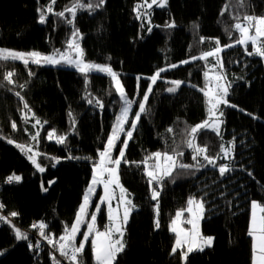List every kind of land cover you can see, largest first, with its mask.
Instances as JSON below:
<instances>
[{
    "label": "trees",
    "instance_id": "1",
    "mask_svg": "<svg viewBox=\"0 0 264 264\" xmlns=\"http://www.w3.org/2000/svg\"><path fill=\"white\" fill-rule=\"evenodd\" d=\"M50 1L53 10L41 24L39 11ZM138 1L104 0L99 6V0H0V48L47 54L66 48L78 33L83 58L114 70L126 95L136 102L138 82L143 88L164 69L119 167V180L135 209L125 226L126 247L117 264H184L181 252L171 254L174 235L168 225L191 198L204 204L201 234L214 240L203 252H191L187 264H251L250 204L264 205V58L247 55L239 46L222 51V71L231 83L222 120L225 136L234 142L231 171L223 177L203 155L194 161L186 147L191 127L206 111L198 88L203 87L208 61L190 59L201 55L210 39L234 40L237 17L241 23L244 15L264 18V0H167L165 7L150 8V27L135 16ZM77 3L85 7L71 16ZM8 72L14 73L12 84L4 79ZM172 81L182 82L175 93L167 91ZM121 107L108 75L85 76L69 68L0 60V201L10 217L18 213L11 217L17 227L12 223L0 227V264H52L47 252L30 248L28 240H17L14 228L22 232L44 223L57 245L70 232L94 158L104 148ZM49 132L65 136V143L49 140ZM196 143L208 157L221 147L220 136L210 130L199 131ZM29 148L44 172L29 161ZM173 149L184 153L180 161L201 167L176 169L161 181L156 228L143 161L153 152L172 154ZM11 175L21 181L4 185ZM99 218L105 221L103 211ZM82 233L74 241L77 245ZM82 260L96 264L89 240Z\"/></svg>",
    "mask_w": 264,
    "mask_h": 264
},
{
    "label": "snow or ice",
    "instance_id": "2",
    "mask_svg": "<svg viewBox=\"0 0 264 264\" xmlns=\"http://www.w3.org/2000/svg\"><path fill=\"white\" fill-rule=\"evenodd\" d=\"M104 0H99V6H102ZM152 4H158L159 7H164L166 5V0H152ZM152 5L149 4L148 7L150 8ZM85 5L81 3H77L73 9H71L72 14L75 15L76 9L84 8ZM140 7L139 5L137 6ZM88 9H92L93 5L88 4ZM49 12L52 11V8L49 7ZM58 16H63V12L57 13ZM138 18H140V13L137 12ZM243 23L239 22V17H237V22L235 23V30L239 33V38L236 40V44L244 46L245 52L247 55H257L264 58V18H255L251 15H244L243 16ZM46 22V17L44 14H41L39 17V23L43 24ZM71 23V21H69ZM168 27H174L173 24H169ZM252 30H254V34H251ZM151 31V29H149ZM74 36L78 35V33H73ZM231 35V33H230ZM251 44L252 51L249 52L247 50V45ZM217 44L219 41L217 40ZM232 45H228L227 47H231ZM68 48L75 49L76 56L73 58L69 55L68 52L61 53L59 51L53 53L52 55H41L39 52L32 51L30 53H22L17 51H8L4 49H0V60H13V61H22L26 66L29 64V60L32 64L36 65H53V66H61L66 65L69 67H74L76 71L84 74L87 76L88 73L95 71L97 73H105L110 76L111 81L115 87V91L119 94L120 100L122 101V107L120 109L119 115L116 117V123L112 128L111 135H109L106 147L103 151L99 153L100 161L94 167V176L92 180V184H103L104 194L100 197L101 203L108 204V212L107 218L109 221L108 227L105 231H95L96 224H97V215L95 213L91 214V222L87 223V231L83 232V241L80 242L78 245L74 242L76 234L80 231V226L85 222L84 217L88 214L87 208L89 206V195L92 193L93 188L90 186L88 192L83 197V203L79 206V212L76 215L75 223L71 225V231H66L63 236L60 237V243L57 245L51 236H48L45 232L46 225L44 223H40L38 228L41 236L47 238V242L51 245L54 249H57L61 256L67 258L70 264H83L82 255L83 251L85 250V243L84 241H88L89 237L92 236L91 246L95 256L96 264H117V257L126 247L125 243L123 242V234H124V227L129 220L130 212L133 210V201L131 199H126V191L124 187L121 186L118 179V172L119 167L121 166L122 160L125 157L124 149L128 146V143L131 139H133L134 130L137 129V122L141 119V114L146 112V102L149 101V94L153 91V85L157 83L158 78L160 77V72H163L164 69H161L160 72L154 74L151 79V84L148 86V89L145 91L143 95V101L138 103V111L135 112V119L131 121V130H125L124 124L128 123V117L130 111H132L133 103L135 101L131 100L125 93V89L122 86L120 80L117 78V75L110 67L100 66L96 64L85 63L82 60V51L80 50L79 44L73 40L68 42ZM221 48L218 46L215 49V52L209 51L205 53L203 56L199 57L200 59H206L208 56H215L216 54L221 52ZM195 59V58H193ZM175 67V65H173ZM14 75L13 72L6 73L4 79L7 81L8 84H12L13 80L11 77ZM208 73H205L207 76ZM223 80L222 83L219 81ZM217 83L214 86L208 88L207 91H204V96L208 98V119L205 120L203 123L198 124L190 129V138L186 141V147L192 150V159L194 161L198 160L206 151L204 147H200L196 143V134L201 130H211L217 134H219V125L223 123L219 119L223 113L220 111L221 105H226L228 101L226 97L229 95V90L231 88V83L224 79L223 72L220 73L216 77ZM172 87L167 88L169 93H175L177 89L180 87V81H172ZM210 83V82H208ZM19 95V94H17ZM89 103H92L90 100ZM97 105H100L99 101H96ZM24 108L28 109V105L24 104ZM72 114L69 113V116ZM25 123H27V119H25ZM37 124L40 122L37 121ZM13 128L16 127L15 124L12 125ZM169 131H172L169 129ZM120 133H125L126 139L123 140V147L119 151V157L113 159L111 156L112 149L116 146V141L120 139ZM39 135V133H37ZM55 137L56 142L59 144L65 143V136L60 135L56 136L54 132L48 133V138L51 140ZM34 140L36 136L32 137ZM8 143H13V140L8 139ZM16 147L20 148L21 151H25V148L21 144H16ZM28 152H31V149H27ZM231 148L221 147V152L224 153L225 157L231 153ZM184 153L177 152L173 149L172 154L168 153H161L156 152L148 157V160L155 158L158 162L156 165H153V170L149 171L146 163L145 174L149 177V184L152 185L154 182L157 187L160 185L161 181H163L166 177H172L173 172L176 169H184L188 170L193 167L196 170H199L201 165L196 164L190 165L188 163H184L178 159V157L183 156ZM31 162L37 166L38 171L44 172L45 169L40 167L37 164L34 155H29L28 157ZM70 159L73 157H69ZM79 159V157H75ZM203 159L207 162V165H211L215 168L216 159L210 158L207 155H203ZM163 162V167L161 168L159 162ZM127 162V161H125ZM109 165H112L109 167ZM231 169L227 164L222 165L219 167V174L221 177L225 176L226 173L230 172ZM107 176V179H104V176ZM21 177L18 175H11L7 178V183L13 182H20ZM114 186L115 188L119 189V197L116 198L113 191H110V188ZM43 191H47V188H43ZM160 196V192L157 188H153L151 198L152 200L156 201ZM113 199H118V207L117 210L114 212L111 202ZM189 209L188 211L191 212L192 205H195L197 209L200 210L201 214L204 211V204L199 200L192 198L188 200ZM123 207V215L122 218L120 216L119 208ZM252 207L255 209L258 207L257 204L253 203ZM4 205L0 204V211H2ZM97 211H100V204L96 205ZM261 211L264 212V208H261ZM11 217L18 216L17 212L10 213ZM182 215L181 212L176 213L177 219ZM177 219L172 220V227L171 231L176 234L175 239V246L172 248L171 254H176L178 249H181L183 246L187 245V250L182 251L180 253L182 261L184 264H187L188 255L193 252L194 250H198L203 252L205 246L211 247L213 244L212 237H203L196 234L198 239L193 240L188 233H183V230H178L177 228ZM0 222L9 223L7 217L3 214H0ZM192 223V221H189ZM35 227V225H34ZM156 227L159 228V223L157 222ZM15 237L17 240H28L29 237L21 232L18 229H15ZM248 235L252 238L253 245V264H264V216H262L259 221L257 220L255 213H253L252 222L248 231ZM29 247H33L32 244H29ZM35 247L38 249L40 245L37 243Z\"/></svg>",
    "mask_w": 264,
    "mask_h": 264
},
{
    "label": "rangeland",
    "instance_id": "3",
    "mask_svg": "<svg viewBox=\"0 0 264 264\" xmlns=\"http://www.w3.org/2000/svg\"><path fill=\"white\" fill-rule=\"evenodd\" d=\"M151 4L152 7H158V4H152V0H139L136 5L134 6V13H135V16L137 17V19L139 21H142V22H145L148 27L151 26V20H150V15H149V11H150V8L148 7V5ZM166 4H167V0H166ZM140 6L139 8L137 6ZM166 6V5H165ZM164 6V7H165ZM49 7L52 8L53 10V6H52V1L48 2L46 5L43 6V8L40 9L39 11V15L41 14H44L45 17H46V13H49L48 9ZM52 12V11H51ZM71 12V16H73L72 14V11L70 10ZM137 12L140 13V18H138L137 16ZM40 17V16H39ZM255 18H263V17H255ZM39 20V19H38ZM236 31V30H235ZM237 33V36L234 40H231V39H227L226 41H221L220 39L218 38H214V39H210L211 42H209V46L205 48V50L203 51V53L201 55H197V56H193V58L195 59H200L199 57L203 56L205 53L209 52V51H212V52H215V49L219 46L222 50L220 53L216 54L215 56H208L206 59H201V60H207L208 63H207V67L206 69L204 70V74H203V79H204V84H203V87L201 88H198L202 91V93H204V91H207L209 87L211 86H214L217 81H216V77L218 75H220L222 71V58H221V54H222V51L225 50V49H228V48H231V47H234V46H239V47H242L244 50H245V47L244 46H241V45H238L236 44V40L239 38V33L236 31ZM251 34H254V30H252ZM264 39V38H262ZM75 40L78 44H79V47H80V50L82 51V47H81V43H80V38L78 36H73V37H70L68 42L69 41H73ZM217 40L219 41V44H217ZM68 42L66 44V48L64 49H61V50H58L59 52L61 53H64V52H68L69 55H71L73 58H75L76 56V51L75 49H69L68 48ZM228 45H232L231 47H227ZM0 49H4V48H0ZM4 50H8V51H17V52H22V53H30L32 51H23V50H12V49H4ZM247 50L249 52L252 51V47H251V44L249 43L247 45ZM57 52V51H56ZM53 53L55 52H52V53H47V54H41V55H52ZM83 53V51H82ZM250 56H256V57H259V58H262L260 56H257V55H250ZM190 59V60H195V59ZM82 60L85 62V63H90V64H96V65H100V66H104V65H101V64H97V63H92V62H87L84 58H83V55H82ZM19 62H22V61H19ZM29 62L31 63V61L29 60ZM40 66H46V67H63V68H69L73 71H76V69L74 67H69V66H66V65H61V66H53V65H40ZM105 67H108V66H105ZM78 72V71H77ZM113 72H115L113 70ZM80 73V72H79ZM116 73V72H115ZM205 73H208L207 76H205ZM88 74H103V75H107L105 73H97L95 71H92ZM224 74V73H223ZM117 75V74H116ZM110 77V76H109ZM118 78V76H117ZM151 78V77H150ZM149 78V81L147 82V84L142 88L140 86V82H138L137 84V97L140 96V100L138 102H135L137 103V106H138V103L139 102H142L143 101V95L145 93V91L148 89V86L151 84V79ZM111 79V78H110ZM119 79V78H118ZM224 79H225V76H224ZM210 82V83H208ZM220 83L223 82V80L219 81ZM113 84V83H112ZM114 87V85H113ZM115 89V87H114ZM118 94V93H117ZM119 95V94H118ZM204 95V94H203ZM205 103H206V111H205V115H204V118L200 121H198L197 123H195L192 127L198 125V124H201L203 123L205 120H207L209 117H208V98L205 97ZM226 100H227V97H226ZM228 101V100H227ZM122 102V101H121ZM136 103H133L132 105V111H130L129 113V117H128V123H125L124 124V128L125 130H131V121L133 119H135V112L138 111V109H134ZM228 104V103H227ZM224 105H221L220 106V111H221V108L223 107ZM119 115V114H118ZM117 115V116H118ZM116 116V117H117ZM219 119L221 121L222 120V115L219 117ZM116 123V118L114 119L113 123H112V126H111V129H110V132H109V135H111V132H112V128L113 126L115 125ZM211 131V130H210ZM213 132V131H212ZM217 134V133H216ZM108 135V137H109ZM220 136V140H221V147H226V148H231L232 151L231 153H229V155L227 157H225L224 153L221 152V147L219 149L218 152L215 153V155L213 157H210V158H215L216 159V167L218 170H219V167L222 166V165H225L227 164L228 165V162L230 159L233 158V154H234V142L232 140L231 137H227L225 136V131H224V126H223V123H221L219 125V134ZM49 139V138H48ZM126 139V135L125 133H120V139L116 141V146L112 149L111 151V156L113 159L115 158H118L119 157V151L120 149L123 147V140ZM189 139V138H188ZM187 139V140H188ZM50 140V139H49ZM108 140V139H107ZM51 141H55L56 142V139L55 137L53 139H51ZM106 144H107V141H106ZM106 144L104 146L103 149L97 151V154H96V157L94 158V163L92 164V167H91V177H90V181H89V184H88V187L84 193V195L88 192V189L89 187L91 186L93 188V191L92 193L89 195V206L87 208V215L83 218L84 219V223L80 226V231L76 234V237H75V241L78 240V236L79 234L81 233V231L83 230V232L87 231V223L91 222V214L95 213L97 215V224H96V228H95V231H105L108 227V224H109V221H108V218H107V212H108V204L107 203H101L100 201V197L104 194V190H103V184H95L93 185L92 184V180H93V176H94V167L99 163L100 161V156H99V153L101 151H103L106 147ZM126 149V148H125ZM124 149V151H125ZM191 150V149H190ZM192 151V150H191ZM31 153L30 155H34V158L36 156V152L34 150H31ZM156 152H153L151 153L149 156H151L152 154H154ZM163 154V153H162ZM205 154V153H204ZM203 154V155H204ZM147 156L144 161H143V165H144V174H145V168H146V161H147V166H148V170L151 171L153 170L152 166L153 165H156L158 162L155 160V158L151 159V160H148V157ZM29 157V155H28ZM29 161L31 162V160L29 159ZM32 163V162H31ZM160 163V166L161 168L163 167V162H159ZM33 164V163H32ZM33 166L37 167L36 165L33 164ZM112 165H109V167H111ZM211 166V165H210ZM212 167V166H211ZM146 178H147V183H148V188H149V195H150V198H151V195H152V190L153 188H157V190L159 191V188H160V185L157 187V185L155 184V182L150 185L149 184V177L145 174ZM104 179H107V176L105 175L104 176ZM118 179H119V175H118ZM119 183L121 184L120 180H119ZM122 187H124L122 184H121ZM114 189V194H115V197L118 198L119 197V189L115 188L114 186H112V188H110V191H113ZM125 191H126V199H131L130 196H129V193L127 192L126 188L124 187ZM84 197V196H83ZM192 199V198H191ZM152 200V198H151ZM189 200V199H188ZM198 200V199H197ZM154 205H153V222H154V226L156 227V224L158 222V214H159V210H158V201H154ZM200 201V200H199ZM201 202V201H200ZM83 203V198H82V201L80 202L79 206ZM253 203L257 204L258 207H256L255 209L252 207ZM97 204H100V208L101 210L100 211H97L96 209V205ZM111 205H112V208H113V211L115 212L117 210V207H118V199H113L112 202H111ZM79 206L76 210V215L77 213L79 212ZM189 204H188V201H187V204H186V207L182 210H178L177 212H181L182 215L179 217V219H177L176 217V213L174 215V217L172 218V220L174 219H177V228L178 230H183L182 232V238H183V233H188L191 238L193 240H196L198 239V237L196 236L197 233H199V235H202L201 234V229H200V224H201V220H202V217H203V213L201 214L200 210L197 209L195 207V205H192L191 208H192V211L189 212L188 209H189ZM261 208H264V205H261L259 204L258 202L256 201H252L251 204H250V216H249V223H248V231H249V228H250V225H251V222H252V217H253V213H255V216L257 218V220L259 221V219L264 216V212L261 211ZM135 209V206L133 207V210ZM133 210L130 212V215L131 213L133 212ZM101 211L104 212V215H105V221H102L101 222V219L99 218V215L101 213ZM119 212H120V216L122 218V215H123V207H120L119 208ZM204 212V211H203ZM76 215L74 217V221H73V224L75 223V219H76ZM130 215H129V218H130ZM172 220L171 222L169 223L168 225V229H169V232L172 233L174 235V242H173V245H172V248L175 246V239H176V234L173 233L171 231V227H172ZM189 221H192V223H189ZM128 222V221H127ZM101 224L103 225L102 227L103 228H99L101 226ZM126 226V225H125ZM157 228V227H156ZM70 231H71V228H70ZM203 236V235H202ZM249 236V235H248ZM205 238L207 237H212V236H203ZM250 237V236H249ZM92 236L89 237V241H90V246H91V240H92ZM213 238V237H212ZM251 238V237H250ZM123 242L125 243V227H124V234H123ZM214 240V238H213ZM80 241L82 242L83 241V233H82V237L80 239ZM87 241H84V243L86 244ZM252 245H253V241H252V238H251V248H252ZM172 248H171V251H172ZM205 248H208L205 246ZM204 248V249H205ZM187 250V245L183 246L181 249H178L177 252H182V251H186ZM194 251H198V250H194ZM46 252V251H45ZM91 252H92V257H93V260L96 262L95 260V256H94V253H93V250H92V246H91ZM252 258H253V251H252ZM49 260H51L52 262V259L49 258Z\"/></svg>",
    "mask_w": 264,
    "mask_h": 264
},
{
    "label": "built area",
    "instance_id": "4",
    "mask_svg": "<svg viewBox=\"0 0 264 264\" xmlns=\"http://www.w3.org/2000/svg\"><path fill=\"white\" fill-rule=\"evenodd\" d=\"M8 177L5 178L4 185L18 184L16 182L7 183ZM0 191H1V187H0ZM0 204H1V201H0ZM0 214H3L5 217H7L9 223H12V225L13 224L15 226L17 225L14 222V220L6 213L4 208L2 211H0ZM34 225H35V227H34ZM34 225H33V227H30V229L28 231L21 229L29 237L28 242H27L28 246H29V244H32L33 247H31V248H33L34 250H36L39 253H41L42 251H46L49 254V258L53 259L52 262L50 260V262L52 264H70V262L67 258L61 256L57 249H54L51 245L48 244L46 237L41 236V234L39 232V228H38L39 224L35 223ZM2 226H3V222H0V227H2ZM37 243L40 245V247L38 249L35 247V245Z\"/></svg>",
    "mask_w": 264,
    "mask_h": 264
},
{
    "label": "bare ground",
    "instance_id": "5",
    "mask_svg": "<svg viewBox=\"0 0 264 264\" xmlns=\"http://www.w3.org/2000/svg\"><path fill=\"white\" fill-rule=\"evenodd\" d=\"M4 181V180H3ZM5 211H6V209H5ZM9 224V223H8ZM11 225V224H10ZM12 226V225H11ZM32 226V225H31ZM30 228V227H29ZM25 229V228H24ZM23 232V231H22ZM59 252V251H58ZM53 260V259H52Z\"/></svg>",
    "mask_w": 264,
    "mask_h": 264
},
{
    "label": "crops",
    "instance_id": "6",
    "mask_svg": "<svg viewBox=\"0 0 264 264\" xmlns=\"http://www.w3.org/2000/svg\"><path fill=\"white\" fill-rule=\"evenodd\" d=\"M251 264H253V258H252V262H251Z\"/></svg>",
    "mask_w": 264,
    "mask_h": 264
}]
</instances>
